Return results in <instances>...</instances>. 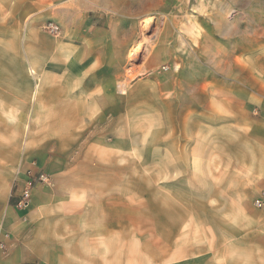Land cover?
<instances>
[{
  "label": "rangeland",
  "instance_id": "374dc122",
  "mask_svg": "<svg viewBox=\"0 0 264 264\" xmlns=\"http://www.w3.org/2000/svg\"><path fill=\"white\" fill-rule=\"evenodd\" d=\"M0 1L7 5L0 7L2 25L10 20L18 23L19 59L11 72L2 71L0 103L7 115L5 122L18 132L17 162L4 169L12 173L13 184L22 181L28 170L46 177L42 184L60 197H72L80 187L87 192L113 193L109 208L114 223L129 225L124 238L137 239L133 229L145 225L140 236L144 235L146 264H154L169 250L170 223L179 217L177 206L193 205L200 213L203 208L228 212L225 220L230 224L236 219L232 210L259 209L253 205L256 194L250 183H243L230 198L221 197L218 175L230 169L171 164L201 156L203 142L212 138L207 137L210 130L203 129V119L206 108L219 111L213 81H225L222 88L227 99L222 111L227 127H233L235 114L245 123L236 134L227 128L226 143L236 152H227L225 158H250L258 139L264 138L259 131L263 126L256 122L264 119V45L260 42L264 0H130L122 24L130 39L123 56L115 67H107V71L106 67H93L88 76L99 85L107 79L112 103L85 120L59 118L58 0H32L30 7L20 0L18 5L17 1ZM32 22L41 40L32 50L34 61L30 63L25 59L24 32ZM50 26L57 31L49 32ZM250 33L258 37L256 49L249 45ZM224 34L227 40L219 46V35ZM206 35L210 43L204 50L205 59L213 67H192L193 54L202 58ZM241 35L246 38L242 43L235 38ZM251 72L258 79L257 88L249 87ZM235 80L243 87L234 86L231 82ZM11 81L14 87L9 86ZM196 89L200 91L197 99L191 94ZM250 90L258 96L254 102ZM194 146L197 151H188ZM109 158L114 159V167L106 169L102 164ZM241 170L246 177L253 169ZM201 217L207 218L206 214ZM212 235L216 233H211V239ZM221 235L227 241L232 239L228 233Z\"/></svg>",
  "mask_w": 264,
  "mask_h": 264
},
{
  "label": "crops",
  "instance_id": "0c3cea01",
  "mask_svg": "<svg viewBox=\"0 0 264 264\" xmlns=\"http://www.w3.org/2000/svg\"><path fill=\"white\" fill-rule=\"evenodd\" d=\"M9 1H17L18 5V0ZM20 2L26 7L33 5L32 0ZM129 5L130 0H58L59 32L55 57L59 67L57 92L60 119H91L112 103L107 79L99 85L93 84L88 76L93 67H106V71L107 67H115V61L118 63L123 56L126 41L130 40L125 37L122 26L125 9ZM2 6L7 5L0 1ZM29 24H26L24 32L27 44L25 59L33 63L32 50L37 48V41L41 38L34 30L35 23ZM208 36L203 37L202 58L199 59V54H193L192 67H213L205 59L204 50L210 43ZM235 38L241 40L240 43L246 40L242 35ZM17 40V21L10 20L3 25L0 22V103L2 71L11 72L19 59ZM226 40L225 34L219 35L218 45L222 42L225 44ZM248 40L250 47L256 49L258 37L250 33ZM260 42L264 45V30ZM42 55L45 56L44 53ZM253 77L251 72L249 87L257 88L258 79ZM213 83L217 88L213 94L219 111L212 113L210 108H206L207 115L203 119V129H209L207 137L212 138L203 142L201 156L171 166L230 169L218 175V184L222 185L219 188L224 194L221 197L230 198L235 190H241L243 183L252 184L253 194L257 197L264 188V138L258 139L250 158L241 160L234 155L232 157L235 158H225L227 152H236V149L226 143L228 127L223 111L227 95L222 88L225 81ZM231 83L243 87L241 81ZM13 84L11 81L9 86L14 87ZM191 94L197 99L200 91L192 90ZM254 97L258 96L250 90L251 102H254ZM262 99L264 102V96ZM207 104L209 106L210 101ZM5 116L0 104V264H146L145 240H141L144 235L140 236L146 230L145 225L133 229L138 232L137 239H125L123 233L129 231V225H115L114 212L109 208L113 193L87 192L80 187L72 197H60L42 184L35 187L27 209L20 211L15 208L12 173L4 169L13 167L17 162L18 132L16 126L5 122ZM256 122L262 124L263 128L259 131L264 137V119H256ZM230 125L233 127L228 129L233 128L236 134V130H241L245 123L239 114H235ZM237 135L241 133L237 132ZM105 149L108 150L107 147ZM191 150L194 152L198 149L194 146L188 149ZM102 166L113 168L114 159H107ZM242 168L253 170L245 177L242 176ZM177 208L179 217L170 223L169 250L159 255L154 264H264V208L232 210L236 217L233 224L225 220L228 212L203 208L205 210L200 213L193 205H180ZM204 214L207 218L201 217ZM211 217L216 219L211 220ZM211 233H216L212 239ZM219 233H228L232 239L227 241L222 235L218 236Z\"/></svg>",
  "mask_w": 264,
  "mask_h": 264
},
{
  "label": "built area",
  "instance_id": "2783aa9c",
  "mask_svg": "<svg viewBox=\"0 0 264 264\" xmlns=\"http://www.w3.org/2000/svg\"><path fill=\"white\" fill-rule=\"evenodd\" d=\"M57 31L56 26H50L49 32L55 33ZM47 181V178L43 175L34 176L30 171L24 173L22 181H14L13 195L15 197V208L22 211L27 209L31 199V195L37 186ZM253 205L259 209L264 208V188H262L257 197L253 201ZM1 247V246H0Z\"/></svg>",
  "mask_w": 264,
  "mask_h": 264
}]
</instances>
